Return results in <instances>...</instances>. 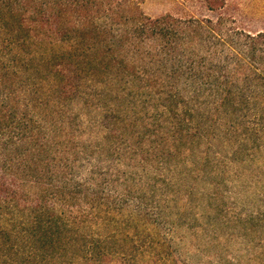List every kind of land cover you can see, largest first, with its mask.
<instances>
[{"label": "trees", "instance_id": "16d2710c", "mask_svg": "<svg viewBox=\"0 0 264 264\" xmlns=\"http://www.w3.org/2000/svg\"><path fill=\"white\" fill-rule=\"evenodd\" d=\"M145 1L0 0V264H102L113 237L88 232L160 222L168 176L223 118L264 144V31L228 0ZM77 105L131 138L79 141Z\"/></svg>", "mask_w": 264, "mask_h": 264}, {"label": "rangeland", "instance_id": "374dc122", "mask_svg": "<svg viewBox=\"0 0 264 264\" xmlns=\"http://www.w3.org/2000/svg\"><path fill=\"white\" fill-rule=\"evenodd\" d=\"M142 9L152 17L203 12L198 0H146ZM226 13L241 29L264 31V0H228ZM80 108L73 110L81 120L79 141L97 145L107 133L113 140L124 134L121 143L131 138L122 127L94 129L100 112ZM230 121H220L222 136L209 152L206 141L195 157L187 156L177 171L165 174L172 183L164 190L160 222L88 232L113 237L114 253L102 264H264V144L241 146L244 130ZM232 128L240 131L227 135Z\"/></svg>", "mask_w": 264, "mask_h": 264}]
</instances>
